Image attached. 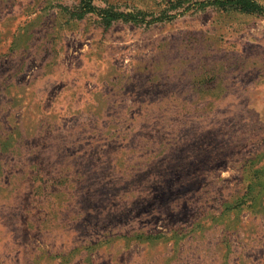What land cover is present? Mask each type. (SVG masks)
Segmentation results:
<instances>
[{"label":"rangeland","instance_id":"obj_1","mask_svg":"<svg viewBox=\"0 0 264 264\" xmlns=\"http://www.w3.org/2000/svg\"><path fill=\"white\" fill-rule=\"evenodd\" d=\"M191 2L0 0V264H264V16Z\"/></svg>","mask_w":264,"mask_h":264},{"label":"trees","instance_id":"obj_2","mask_svg":"<svg viewBox=\"0 0 264 264\" xmlns=\"http://www.w3.org/2000/svg\"><path fill=\"white\" fill-rule=\"evenodd\" d=\"M167 6L158 11L157 16H152L150 20H145L146 15L149 13L142 10H118L112 7V5L99 6L95 3V0H80V6L82 7V13H95L99 15L106 23H111L114 20H124L133 22H152L157 19H163L166 17H172L175 13H167L172 9L178 8L182 5L183 1L188 0H164ZM192 5L198 7L214 6L220 9H233L246 14L264 16V5L258 0H192ZM247 183L245 191L241 195V200L233 204V208L245 205L249 207L257 202L256 183H252L250 179L246 178ZM230 207V208H231ZM224 214L225 211L223 210Z\"/></svg>","mask_w":264,"mask_h":264}]
</instances>
